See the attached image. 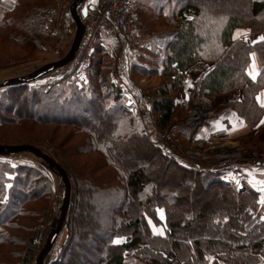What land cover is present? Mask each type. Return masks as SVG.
<instances>
[{
    "label": "trees",
    "instance_id": "obj_1",
    "mask_svg": "<svg viewBox=\"0 0 264 264\" xmlns=\"http://www.w3.org/2000/svg\"><path fill=\"white\" fill-rule=\"evenodd\" d=\"M53 1L17 0L0 17V61H21L43 50V43L50 37L47 25ZM146 1L152 14L167 21L163 26L153 21V28L146 32L156 41L143 48L131 66L136 78L161 79L151 89L149 113L154 124L149 118L150 124L160 133L170 131L176 112L174 93L185 86L188 73L203 64L210 68L198 79L197 93L214 99L239 91L240 99L225 107L233 109L250 127L256 126L264 113L257 101L264 90V41L251 44L236 40L234 34L247 28L252 34L264 36V0ZM238 3L246 5V11ZM69 18L73 25L75 21ZM161 27L164 33L158 31ZM104 40L109 37L104 36ZM253 54L260 65L255 80L248 73ZM93 67L88 84L65 79L51 91H45L47 85H23L4 90L0 99V128L6 124H21L19 128L56 127L50 137H25L18 144L41 148L48 140L56 149L51 156L63 167L72 168L74 206L65 223L70 232L68 248L65 259L55 264H125L126 253L139 248L155 254L156 258H148L156 263L264 264V206L259 192L247 183L239 189L234 181L225 182L223 169L192 168L165 155L149 140L141 122L126 110V90L112 79V64L107 56L103 54ZM212 117L214 120L219 115ZM93 119L98 121L95 127L90 124ZM58 128L71 130L63 138L56 134ZM196 130L183 128L181 136L192 138ZM74 136L82 140L67 146ZM0 141L6 143L1 137ZM145 150L150 159L152 154L163 161L156 160L151 171L127 161L126 155ZM93 155H99L95 169L84 164ZM164 163L174 166L184 179L194 177L196 188L211 193L204 196L196 213L181 214L180 204L189 196L187 185L175 193L161 189L167 179ZM107 177L114 179L111 183L123 177V200L117 198L119 190L109 186ZM50 192L49 179L42 170L34 166L12 167L0 161V259L4 246L21 249L14 262L0 260V264L34 262L39 227L31 230L26 222L37 217L32 206L49 198ZM89 194L112 198L115 206L108 226L101 221L102 226L97 228L93 223L100 219L89 224L81 215ZM174 198L173 203L170 199ZM149 221L165 227L166 235H154ZM119 237L126 241L113 243Z\"/></svg>",
    "mask_w": 264,
    "mask_h": 264
},
{
    "label": "rangeland",
    "instance_id": "obj_2",
    "mask_svg": "<svg viewBox=\"0 0 264 264\" xmlns=\"http://www.w3.org/2000/svg\"><path fill=\"white\" fill-rule=\"evenodd\" d=\"M17 0H0V17L3 16L5 13L9 12L13 7ZM76 0H54L53 1V14L49 24L47 25V29L50 31V37L47 41L43 43V50L37 53H34L32 57L25 58L21 61H12L8 63H4L0 61V82L16 79L19 77H23L29 74L34 73L42 69L43 67L56 63L64 59L71 51L74 40L77 33V26L76 23L72 25L70 22V16L72 17L73 21L74 18L71 12V5ZM240 6V4L238 3ZM80 7V6H79ZM78 7V14L80 13L81 8ZM244 10L246 9L245 6H240ZM245 7V8H244ZM246 11V10H245ZM59 14H63V19L57 23V16ZM130 15L133 20L134 31L133 34L126 40L122 42H115L111 39L104 40V34H96L93 36V31L89 28L87 30L81 43L80 49L78 51L76 59L67 65L66 67L54 71L44 78L32 82L30 86L41 87L44 85L46 86L45 91H51L54 88H57L61 85L65 79L71 81H77L78 85L80 84H88V73L94 72L95 67L93 64L96 62L97 59H100L103 54L107 56V60H110L112 64L111 68V76L112 79L116 84L120 85V82L125 81L127 83V87L130 88V93L135 100L137 106L133 111L130 112L135 118L140 121L141 127L148 136L149 140L161 149V151L167 155L169 158L174 159L175 161H179L181 164L192 167V168H209V169H223L230 171V174L239 171L242 165H254L253 160H256L254 156H262L264 157V144L258 142L261 138H259V134L249 136L243 140H234L230 139V135L233 134L227 133L223 134V131L220 135L218 134H211L213 131L216 130H223L227 131L230 130V125L224 119H221L222 115L225 112H229L233 109L225 107V105H218L215 102V99H210L206 96H202L197 93L196 90V79H192L191 75L188 76L187 80H189V84L186 81L185 86L179 90L177 93H174L175 97V116L172 122V127L170 131L166 134L160 133L159 130H156L151 124L150 119L153 122L152 116L150 117V109H151V99H152V87L154 85H158L160 80L159 78H152L149 79H140L133 76L131 72L132 63L136 60L138 55L142 52V49L150 44H153L152 35L148 34L146 31L153 28V21H158L162 26L167 22L166 18H157L156 15L152 14V10H150V6L148 5L146 0H132L131 8H130ZM191 18V15L189 16ZM163 27L159 28V32L164 33ZM162 30V31H161ZM170 30V29H169ZM237 32V33H236ZM234 34V38L236 40H245L247 39L250 42L257 41L261 35L252 34L250 29L242 28L238 29ZM236 36V37H235ZM132 60V62H131ZM203 65V64H202ZM201 65V66H202ZM209 66V65H207ZM198 67V66H197ZM210 67V66H209ZM193 72V71H192ZM193 74V73H191ZM65 80V81H66ZM92 82V81H91ZM19 87V86H18ZM122 87V86H121ZM123 88V87H122ZM125 89V88H124ZM4 90H0V99L3 96ZM126 99L127 95L129 94L128 90L125 92ZM230 94V93H229ZM24 100L27 97H22ZM125 99V102H126ZM9 104V101H6ZM19 103V102H18ZM227 104V103H225ZM125 106V105H124ZM203 110V116L198 121L196 125L193 123L188 122L187 119L194 113V111ZM234 111V110H233ZM199 112V111H198ZM235 112V111H234ZM217 119H212V116H218ZM97 118V117H96ZM150 118V119H149ZM208 118V119H206ZM91 125L94 127L97 126V120H91ZM247 124V123H246ZM21 124L17 125H10L6 124L0 128V137L6 141H0L1 146H21L25 144H18L20 141H23L25 137L36 136L39 138L50 137V134L54 133L56 127L47 126L43 128L35 125L33 128L27 126L25 128H19ZM221 126V128H220ZM249 126V125H248ZM189 127L191 129H196V134L190 138H184L181 136L183 128ZM250 127V126H249ZM51 128V129H50ZM97 128V127H96ZM219 128V129H218ZM254 127H250L253 129ZM58 132L56 134L58 136H62L63 138L66 137L71 129H64L58 128ZM199 130V131H198ZM44 134V135H43ZM231 136V138H232ZM191 140H190V139ZM71 139V138H69ZM230 139V140H229ZM72 140V139H71ZM76 140H82L81 137L74 136V141L72 143L67 144L74 145ZM29 144V143H28ZM226 144V146H225ZM32 145V144H29ZM34 146V145H33ZM54 145L50 144V142L45 143V145L40 149L43 153L48 154L52 157V153H56V149L53 147ZM228 146V147H227ZM36 147V146H35ZM77 147V146H76ZM78 148V147H77ZM191 153H195L191 155ZM229 154H238V158H231ZM228 155V156H227ZM127 161L130 165L135 167L138 166H147L148 169L151 171L153 170V163L156 160H161L162 158L157 157L151 154L150 159L147 150L143 151L141 154H128ZM99 155H93L89 157L85 161L84 164H88L91 166V169L98 168L97 161ZM53 158V157H52ZM95 158V159H94ZM54 159V158H53ZM55 160V159H54ZM0 161L6 164H9L12 167H19V166H34L43 171V173L48 177L50 183V196L46 200L42 199V201L37 202L34 206H32V211L37 214L35 219L26 224L29 226L28 228L34 230L39 227V230L36 234V242L38 246V254L35 257V260L32 264H38L37 259L38 256L41 254L43 250H45L48 241L51 237V234L56 229L60 214H61V207L62 203L66 198V189L65 184L62 178L55 173V171L48 169L42 160L37 158L36 156L30 153H21V154H14L0 157ZM58 164H60L57 160H55ZM163 162V161H162ZM81 164V163H80ZM162 165L167 169L164 171L165 176L167 179L165 180L164 185H162L161 189L166 190L167 193H175L176 189L182 187L183 185H187L189 196L187 197V201L185 203L180 204L181 214H191L196 213L197 207L201 204L204 196L211 195L210 192H204V189H198L195 187L196 181L194 177H190L188 179H184L183 175L179 171L174 168V166H169L166 163ZM242 164V165H241ZM61 165V164H60ZM150 165V166H149ZM62 166V165H61ZM261 166L262 165H255ZM64 170L67 172L70 184H71V196H70V207L68 211V215L70 213L71 208L74 206L73 201V173L72 168L70 166H62ZM242 168V167H241ZM100 169V168H99ZM50 170V171H49ZM108 170V169H107ZM98 171V170H97ZM98 173L103 174V171H98ZM10 178H13L11 176ZM111 187H117L119 190V197L120 200H123V191L125 190V181L122 178L119 179L118 182L114 181V179L110 180V178H105ZM110 181V182H109ZM252 184V182H251ZM159 185V184H158ZM249 185V184H248ZM252 188H262V186H255L252 184ZM196 188V189H195ZM212 192V191H211ZM167 193H162L166 194ZM148 194V193H147ZM146 194V195H147ZM149 197L152 195L151 193L148 194ZM108 195H92L89 194L83 201L81 215L86 218V222L90 224V222H97L100 221L96 225V227L100 228L101 221H103V225L109 223L110 216L112 211L114 210V204L111 197H107ZM111 196V195H109ZM122 196V197H121ZM116 197V195H114ZM167 197V196H166ZM171 197V196H170ZM168 198V197H167ZM175 201L174 199H170ZM171 201V202H172ZM264 206V204H263ZM30 210V209H29ZM39 215V216H38ZM161 216V214H160ZM116 217V216H115ZM163 219L165 220V215L163 213ZM67 218L64 221L62 229L56 239V242L50 251V253L44 258L43 264H55L62 262L65 259V249H67V241L69 239V230L66 227L65 223ZM20 224V223H19ZM104 226H108L104 225ZM153 226L157 229L154 233ZM152 233L154 235L165 236L166 229L165 227L157 226L153 222L150 224ZM163 231V235L159 234V231ZM20 235V232H17ZM16 233V234H17ZM29 234V232H28ZM84 235V234H82ZM31 236V234L27 235V237ZM88 238V236L84 235V238ZM85 238V239H86ZM120 243L126 241L125 237H119ZM116 239V240H117ZM90 242V241H88ZM98 246V242L96 243ZM90 248V243L87 245ZM3 255L1 256V261L3 262H14L17 258L18 252L21 250L20 247H8L4 246L1 248ZM159 253V251L157 250ZM149 254V255H148ZM166 254V253H165ZM164 254V255H165ZM168 255V254H167ZM155 257L156 255L151 253V251H146L141 248L137 249L136 251L128 252L125 255V264H164V263L154 262L149 259L150 257ZM149 257V258H148ZM164 258V256H163ZM153 259V258H152ZM155 260V259H154ZM170 264H176V262H172Z\"/></svg>",
    "mask_w": 264,
    "mask_h": 264
},
{
    "label": "water",
    "instance_id": "obj_3",
    "mask_svg": "<svg viewBox=\"0 0 264 264\" xmlns=\"http://www.w3.org/2000/svg\"><path fill=\"white\" fill-rule=\"evenodd\" d=\"M79 6H82V7L80 10V13L78 14ZM92 9L93 8L91 6L90 0H76L75 2L72 3L71 12H72V16L77 26V33H76L73 47L70 53L64 59H62L59 62L49 64L43 67L42 69L35 71L32 74L19 77L16 79L0 82V90L30 84L72 63L77 57L78 51L80 49L81 43L83 41V38L86 32V28L84 26L83 21L89 19ZM21 153H30L36 156L37 158H39L40 160H42L44 162V165L48 169L55 171V173L62 178L65 184V189H66V198L64 202L62 203L61 214H60L58 225L56 229L54 230V232L51 234V237L48 241V244L45 250L41 252V254L38 256V259H37L38 264H43L44 258L52 250L56 242V239L60 233V230L62 229L64 221L67 218L69 207H70L71 184H70L68 174L64 170V168H62V166L58 164L52 157H50L46 153H43L37 147L33 145H29V144H25L21 146H1L0 147V157L14 155V154H21Z\"/></svg>",
    "mask_w": 264,
    "mask_h": 264
},
{
    "label": "built area",
    "instance_id": "obj_4",
    "mask_svg": "<svg viewBox=\"0 0 264 264\" xmlns=\"http://www.w3.org/2000/svg\"><path fill=\"white\" fill-rule=\"evenodd\" d=\"M132 0H91V15L86 21L87 30L90 28L93 31V36L96 34H104L109 39L115 42H126L128 38L133 34L134 26L133 20L130 15ZM63 19V14L57 16V23ZM120 85L128 90L129 94L125 102V108L128 111H133L137 104L133 99L130 88L127 87L125 81H121ZM256 160H253L254 165H262L264 167V157L254 156ZM225 181L230 182L233 178L234 182L239 188L244 185V177L239 172L230 174V171H225Z\"/></svg>",
    "mask_w": 264,
    "mask_h": 264
},
{
    "label": "crops",
    "instance_id": "obj_5",
    "mask_svg": "<svg viewBox=\"0 0 264 264\" xmlns=\"http://www.w3.org/2000/svg\"><path fill=\"white\" fill-rule=\"evenodd\" d=\"M81 7L82 6H80L79 8H81ZM236 31H238V30H236ZM245 41L253 44V42H250L247 39H245ZM258 41H260V40H258ZM253 63H255V69H253ZM209 68L210 67L207 65H202V66L200 65V66L194 68L193 70H191L188 73V76L191 75L193 80L194 79L197 80L200 77H202L209 70ZM250 71H254L256 74V78L258 77L259 71H260V65H259V61H258L256 55H254V56L252 55V62L248 68V73ZM191 73H193V74H191ZM188 81L189 80H187V83L189 84ZM240 97H241V94L239 91H237V92H233V93L226 94L223 96L215 97L214 99L218 105H222V104L226 105L225 103H230L232 101H236V100L240 99ZM258 97H260L261 100H264V90L260 91ZM258 104L261 108L264 109V107L261 106V103L259 101H258ZM221 119H224L226 122H228L231 129L227 130V131H224V129L223 130H216V131H213L211 134L214 133V134L220 135L222 131H223V134H227V133L230 134V132H231V134H233V136L230 135L229 138L234 139V140H238V139L243 140L245 138H248L249 136L253 137V135L259 134V138H260V136H261V138L258 139L259 140L258 142L264 144V123H262V121H264V113H263L259 123L253 129H250V127L245 123V121L242 118H240L236 114V112H234L233 110H231L229 112H225V114L222 115ZM220 128H221V126H220ZM231 136H232V138H231ZM225 146H226V144H225ZM241 167H240L239 171H237V172H239L240 174H242L244 176L245 183L249 184V186H251V187H253L252 184H254L255 186H262V188H259V189L254 188L256 191L259 192L260 201H261V199L264 198V191H261V189H264V167L249 165V164L248 165L247 164L242 165ZM251 182H252V184H251Z\"/></svg>",
    "mask_w": 264,
    "mask_h": 264
},
{
    "label": "snow or ice",
    "instance_id": "obj_6",
    "mask_svg": "<svg viewBox=\"0 0 264 264\" xmlns=\"http://www.w3.org/2000/svg\"><path fill=\"white\" fill-rule=\"evenodd\" d=\"M258 40L264 41V36L259 37ZM256 42L257 41H253V43H256ZM253 56H254V54H253ZM253 69H255V63H253ZM249 75L252 77L253 80L256 79V74L254 71H250ZM257 100L261 103V106L264 107V100H261L260 97H257ZM262 123H264V121H262ZM261 191H264V189H261ZM260 203L264 204V198L261 199ZM160 214H161L160 218L163 219L164 218L163 217V210H160ZM261 219H264V217H261ZM149 224H151V221H149ZM153 231H154V233L157 231L155 226H153ZM159 234L163 235L164 233L162 230H160ZM113 243H120V239L114 240ZM209 259H211V258H209Z\"/></svg>",
    "mask_w": 264,
    "mask_h": 264
},
{
    "label": "bare ground",
    "instance_id": "obj_7",
    "mask_svg": "<svg viewBox=\"0 0 264 264\" xmlns=\"http://www.w3.org/2000/svg\"><path fill=\"white\" fill-rule=\"evenodd\" d=\"M90 15H91V13H90ZM87 20L83 21V22H85L84 23L85 26H86V21ZM198 111H194V113L192 115H190V117L187 119V121L193 123V125H196L198 123V121L202 118L203 113H204L203 110H198ZM193 154H195V153H191V155H193ZM229 157H231V158H238L239 155L238 154H229Z\"/></svg>",
    "mask_w": 264,
    "mask_h": 264
}]
</instances>
